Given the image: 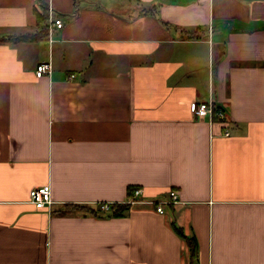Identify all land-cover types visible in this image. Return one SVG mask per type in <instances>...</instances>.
Here are the masks:
<instances>
[{"label":"crops","instance_id":"0c3cea01","mask_svg":"<svg viewBox=\"0 0 264 264\" xmlns=\"http://www.w3.org/2000/svg\"><path fill=\"white\" fill-rule=\"evenodd\" d=\"M48 2L62 29L0 43V264H264V0ZM36 7L0 0V36ZM210 99L224 122L192 112ZM130 188L179 203L64 210Z\"/></svg>","mask_w":264,"mask_h":264},{"label":"built area","instance_id":"2783aa9c","mask_svg":"<svg viewBox=\"0 0 264 264\" xmlns=\"http://www.w3.org/2000/svg\"><path fill=\"white\" fill-rule=\"evenodd\" d=\"M50 27L56 29H62L64 27L63 21L58 17L50 18ZM53 66L51 63L43 62L38 65L36 75L38 78H43L44 76L50 75ZM192 112L198 119L209 118L210 120H218L224 122L226 120V113L224 109L218 108L215 102L210 99L207 101H201L192 104ZM225 136H230L227 131ZM143 190L135 189L128 196V198L120 203L129 206L137 204H146L150 206H155L158 213H165L166 206L179 203V196L177 192L172 191L169 195V200H143ZM30 201L38 210L50 209L52 200V191L50 185H44L35 187L30 191ZM112 204H102L100 205L102 214H108L112 212Z\"/></svg>","mask_w":264,"mask_h":264},{"label":"trees","instance_id":"16d2710c","mask_svg":"<svg viewBox=\"0 0 264 264\" xmlns=\"http://www.w3.org/2000/svg\"><path fill=\"white\" fill-rule=\"evenodd\" d=\"M49 10H50V6H49L48 0H37V7L34 10V15L36 17V24H37L38 30L34 33L25 34V35H8V36L1 35L0 43H17V42L35 43L47 37L49 33V25H48L49 19H50ZM190 37H193V34H190ZM135 189L136 188H130L129 195ZM128 207L129 205H126V204H116L112 206V212L108 214H102L100 206H98L97 208H93V207L85 206V205L68 204L64 206V210L65 211L80 210L88 214L94 215L96 217H102L104 215L120 217L124 215ZM177 231L180 235H182L181 230L178 229ZM185 239L188 242V245L191 250L192 261H194L196 260V254H197V242L193 238L185 237Z\"/></svg>","mask_w":264,"mask_h":264}]
</instances>
